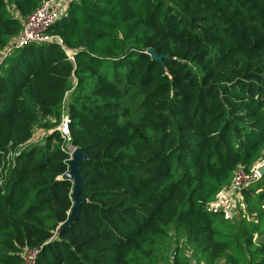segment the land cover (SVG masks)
Returning a JSON list of instances; mask_svg holds the SVG:
<instances>
[{"label": "trees", "instance_id": "16d2710c", "mask_svg": "<svg viewBox=\"0 0 264 264\" xmlns=\"http://www.w3.org/2000/svg\"><path fill=\"white\" fill-rule=\"evenodd\" d=\"M41 1L0 0V264H154L171 227L197 264H264V176L239 220L210 207L264 159V0H70L46 31L61 43L2 55ZM75 147L84 201L60 228Z\"/></svg>", "mask_w": 264, "mask_h": 264}, {"label": "built area", "instance_id": "2783aa9c", "mask_svg": "<svg viewBox=\"0 0 264 264\" xmlns=\"http://www.w3.org/2000/svg\"><path fill=\"white\" fill-rule=\"evenodd\" d=\"M67 4L61 0H42L38 7L28 14L22 20V30L17 37L12 39L8 45L1 52L5 55L13 49L33 42H43L56 40L61 43L58 36L50 35L46 31L49 26L66 10ZM64 49V47L62 46ZM65 51V50H64ZM68 59L72 62L73 56L70 52L65 51ZM66 99L64 98L62 104V116L60 124L57 129L61 135L68 140V119L66 116ZM262 161V160H261ZM260 178L258 168L246 171L243 167L239 166L234 172L233 179L229 185V189L240 193L243 186L247 185L250 181ZM37 250L26 249L23 251V261L21 264H33L36 257Z\"/></svg>", "mask_w": 264, "mask_h": 264}, {"label": "rangeland", "instance_id": "374dc122", "mask_svg": "<svg viewBox=\"0 0 264 264\" xmlns=\"http://www.w3.org/2000/svg\"><path fill=\"white\" fill-rule=\"evenodd\" d=\"M68 95L66 94L65 99L66 103L68 101ZM47 130L37 126L34 129V142H37L39 139L43 138ZM264 166V159L261 161H257L254 163L250 170H254L256 168H260ZM225 196H229V202L232 203L231 211L227 210L231 215L232 219L239 220L244 214V208L241 207L240 198L238 196V192L227 189V192H224ZM223 197L220 196V200ZM234 199V200H233ZM228 201V199H224L223 201ZM226 214V213H225ZM254 240L259 243L264 244V232L256 235ZM154 253H153V263L154 264H172V257L170 256L173 250L180 251L181 254L189 258L191 264H197L198 260L201 259V254L199 251L195 250L192 243L187 240L186 236L180 230H176L171 227L168 231V235L165 238H157L154 243ZM213 264H227L226 257L221 256L217 257Z\"/></svg>", "mask_w": 264, "mask_h": 264}, {"label": "water", "instance_id": "95a60500", "mask_svg": "<svg viewBox=\"0 0 264 264\" xmlns=\"http://www.w3.org/2000/svg\"><path fill=\"white\" fill-rule=\"evenodd\" d=\"M146 52L151 56L152 60L162 63V57L157 55L152 48H148ZM87 156L82 152L81 148L75 147L71 151L70 158L68 159V171L65 173L64 178L68 179L72 183L71 189V199L72 207L68 214L67 219L60 225V228L69 226L77 218L81 204L84 201V198L80 195V190L84 183V178L79 173V167L83 161H85ZM260 177L264 176V166L258 169ZM175 250L170 254L171 257H174Z\"/></svg>", "mask_w": 264, "mask_h": 264}, {"label": "crops", "instance_id": "0c3cea01", "mask_svg": "<svg viewBox=\"0 0 264 264\" xmlns=\"http://www.w3.org/2000/svg\"><path fill=\"white\" fill-rule=\"evenodd\" d=\"M64 4H68V2L70 0H61ZM227 189L229 188H226L224 189L219 195L218 197L216 198L215 201H213L211 204H210V207L212 209H221L223 210L225 213H226V216H228L229 218L232 219L231 215L229 214V212L231 211V208H232V203L231 201L229 202V196H225V193L224 192H227ZM220 196L223 197V199L220 200ZM239 198H240V205L241 207L243 208V205H242V199H241V196L240 194H238ZM224 199H228V201H223ZM234 200V199H233ZM229 210V212L227 211Z\"/></svg>", "mask_w": 264, "mask_h": 264}, {"label": "bare ground", "instance_id": "6f19581e", "mask_svg": "<svg viewBox=\"0 0 264 264\" xmlns=\"http://www.w3.org/2000/svg\"><path fill=\"white\" fill-rule=\"evenodd\" d=\"M71 151L73 150V148L70 149Z\"/></svg>", "mask_w": 264, "mask_h": 264}]
</instances>
